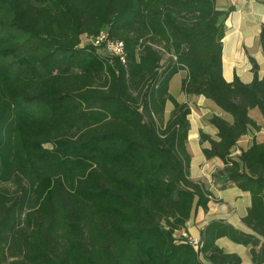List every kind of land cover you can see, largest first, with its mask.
<instances>
[{
  "label": "trees",
  "instance_id": "16d2710c",
  "mask_svg": "<svg viewBox=\"0 0 264 264\" xmlns=\"http://www.w3.org/2000/svg\"><path fill=\"white\" fill-rule=\"evenodd\" d=\"M216 0H0V264H241L225 238L264 264V140L232 150L264 125V76H222L228 12ZM123 44L124 63L91 42ZM264 56V29L259 35ZM167 58L162 62L163 56ZM181 93L227 114L202 132L213 174L250 196L245 234L222 219L184 231L211 193L190 178V107ZM172 106L164 120L165 106Z\"/></svg>",
  "mask_w": 264,
  "mask_h": 264
},
{
  "label": "crops",
  "instance_id": "0c3cea01",
  "mask_svg": "<svg viewBox=\"0 0 264 264\" xmlns=\"http://www.w3.org/2000/svg\"><path fill=\"white\" fill-rule=\"evenodd\" d=\"M215 2L217 11L228 12L222 40L221 62L224 80L230 83L236 76L243 84H249L252 81L250 58L258 66L259 79L263 78L264 56L259 44V35L261 30L264 29V0H216ZM178 102L183 103V101ZM190 110L188 116L190 129L187 139V151L191 156L190 178L201 182L211 193L213 200L208 202L205 211L200 208L193 211L186 223L184 232L192 238L199 239L200 231L208 221L222 219L238 231L250 234V230L241 221L250 207V196L233 185L222 184L212 177L215 171L223 168V163L217 158L208 160L204 158L201 149H208L210 145L208 142L200 145L198 139L199 133L202 132L208 135L210 139L217 140V131L209 123H204L203 116L205 115L203 112L198 114L197 118H194L192 109ZM210 113L211 115L206 120L215 115L231 122L230 116L214 105L210 109ZM249 117L261 127L260 131H250L242 136L232 150V157L238 156L241 151L250 147L254 141L260 143L264 140V125L259 112L256 109L251 110ZM180 234L181 232H178L176 235L179 236ZM216 245L227 254L237 255L241 260V264H252L249 248L233 244L225 238L217 240Z\"/></svg>",
  "mask_w": 264,
  "mask_h": 264
},
{
  "label": "rangeland",
  "instance_id": "374dc122",
  "mask_svg": "<svg viewBox=\"0 0 264 264\" xmlns=\"http://www.w3.org/2000/svg\"><path fill=\"white\" fill-rule=\"evenodd\" d=\"M1 18H2V13H0V20ZM166 58L167 56L164 55L162 62H164ZM184 76H185V73L181 72L171 79L170 84H169L170 93L174 96V98L177 101H183L184 103H187L189 105L190 109H192L194 118H197V115L200 113L202 114L203 112L205 115L203 116L204 123H208V120H206V118L211 115L210 109L213 108V105L211 104V102L203 100L202 97L186 96L182 94L180 90V81ZM171 109H172V106L169 103H167L165 112H164V120L168 119ZM189 149L191 150V148ZM233 157L235 158L237 156H233Z\"/></svg>",
  "mask_w": 264,
  "mask_h": 264
},
{
  "label": "built area",
  "instance_id": "2783aa9c",
  "mask_svg": "<svg viewBox=\"0 0 264 264\" xmlns=\"http://www.w3.org/2000/svg\"><path fill=\"white\" fill-rule=\"evenodd\" d=\"M88 42L90 41L92 45L95 47L101 46L99 52L106 56V57H112V56H117L119 60L124 63V51H123V44L120 42H112L108 40L105 37V34H101L99 37L95 38L94 40H87ZM176 237H182L186 238L188 243L193 247L194 250H198L200 248V241L199 239H195L187 235L184 231H181V234Z\"/></svg>",
  "mask_w": 264,
  "mask_h": 264
}]
</instances>
